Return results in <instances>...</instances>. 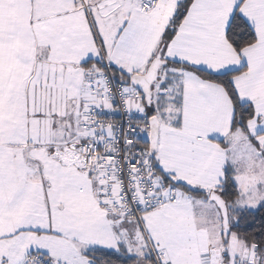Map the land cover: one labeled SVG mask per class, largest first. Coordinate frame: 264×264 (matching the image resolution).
<instances>
[{
	"label": "snow or ice",
	"instance_id": "snow-or-ice-1",
	"mask_svg": "<svg viewBox=\"0 0 264 264\" xmlns=\"http://www.w3.org/2000/svg\"><path fill=\"white\" fill-rule=\"evenodd\" d=\"M0 264H264V0H0Z\"/></svg>",
	"mask_w": 264,
	"mask_h": 264
}]
</instances>
